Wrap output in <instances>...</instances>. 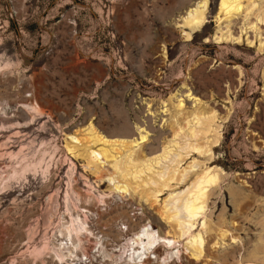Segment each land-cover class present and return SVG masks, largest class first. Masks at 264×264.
<instances>
[{"label": "rangeland", "instance_id": "obj_1", "mask_svg": "<svg viewBox=\"0 0 264 264\" xmlns=\"http://www.w3.org/2000/svg\"><path fill=\"white\" fill-rule=\"evenodd\" d=\"M194 1L0 0V264H122L125 238L147 220L163 239L149 264H264V0L244 1L227 20L209 0L207 22L185 40L179 20ZM208 117L211 132L197 141L211 150L185 153L187 133ZM89 122L109 138H131L142 125L148 140L116 161L98 157L100 179L65 150ZM142 153V174L127 176L123 195L110 192ZM179 156V170L198 163L186 179L156 202L141 195L134 184ZM207 166L218 168L220 184L196 226H210L201 233L213 258L190 260L184 239L181 260L164 259L172 230L163 201ZM84 213L80 258L59 260L55 245Z\"/></svg>", "mask_w": 264, "mask_h": 264}, {"label": "bare ground", "instance_id": "obj_2", "mask_svg": "<svg viewBox=\"0 0 264 264\" xmlns=\"http://www.w3.org/2000/svg\"><path fill=\"white\" fill-rule=\"evenodd\" d=\"M244 1L249 2L250 0H219L217 16L223 15L226 20L231 19L234 15H238L243 11ZM208 3L209 0H195L189 7L186 8L183 15L180 17L181 19L179 20V26L181 27V35L183 36V38H185V40H190L192 32L200 30L207 22L206 11L208 8ZM192 94L193 93H190V91L188 90L186 96L190 97L192 96ZM192 99L194 102L199 101V99L196 98L195 95ZM183 101L184 99L176 100V106L180 110L183 107L185 108ZM36 108H38V106H36ZM207 119V121H204L203 119L204 123L200 125V129H198L197 131L191 130V132L187 133L188 142L185 143L184 147H180L181 150H185V153H188L190 151L205 153L211 150L210 147L206 145V142L203 143L197 141L200 137L206 139L207 133L211 132L212 119H209V117ZM84 131L85 134L81 137L71 136V139L74 140L75 143H66L65 150H67L68 153L72 154L73 157L83 158L86 161L84 167L86 169H90L93 167L94 172L98 174L100 173L101 166L98 163V157H100L104 162L116 161L118 155L121 156L124 150L129 151L132 147L145 143L148 140L149 136L148 130L142 125H135L136 136H133L131 138H125V136H122L123 138H109L99 132L91 122H89L87 126H85ZM173 131L174 130H172V132ZM173 135H175L174 132ZM192 139L195 141L192 142ZM218 139L219 136H216L210 141L214 144H217ZM164 151L165 150H163L162 153L158 156L163 157ZM158 156H156V158ZM137 158H139L137 160V163L135 162V164L133 163L134 165H130L131 168L134 167L135 170L130 171L131 168L125 165L120 174V180H123L122 183L120 185H115L113 189H109L110 192L113 190H117L121 191L119 193L123 195L127 191V187L131 185V181L128 180L127 176L134 175L133 177L136 178L137 174H140L142 172V169L140 167L138 169L137 167L144 166L143 159L146 158V154L142 153ZM181 161L182 157L179 156V158L175 160V164L173 165V167H164V170L157 172V178L152 179V176L150 178H147L145 181L141 180L140 183L134 184L136 186L135 188L141 186V191H139L140 194L144 195L147 200H150L152 203L156 202L158 194L165 187H170L169 183L171 181H184L189 174V170L187 169H191V167L198 165L197 162H193V164L189 165L187 168L179 170ZM72 163L73 162H71V164ZM113 167L114 169L117 168L116 165ZM217 171L218 168L207 166L201 172L196 174L194 173L193 180L190 181L187 186L185 185L183 187L184 189H180L182 188V186H179L178 188H176L177 190L174 189L170 191L168 193V196L164 199L160 215L164 218V220L167 221V223H169V226L173 231H165L167 237L166 242L171 245L166 249L164 259H167L169 256L171 257L175 255L179 260H181L183 253L182 249H184V251L187 250L186 246L184 248H180V244L184 239H188L186 245L191 248L190 252H188L189 255L192 256L190 260H192V258L196 260L200 257L206 258L208 256H211V253L207 246L208 244L205 243L203 235L201 233L202 230L203 232L207 231L208 227L210 230V226H207L206 221L203 220L201 221L202 223L199 230H197L198 226L196 225H198L199 221L203 218L201 216L205 213L204 209L209 197V190L212 187H217L220 184V179L218 178ZM91 172L94 173L93 171ZM114 172L115 171L113 170L110 175L112 176ZM101 174L102 173H100L99 175L100 179L103 177ZM150 184L154 185L153 189H150V187L145 188V185ZM3 188V186L0 187V194L3 193ZM84 212L87 213L89 211ZM86 213H84L83 216L78 214L70 217V223H68V225L66 226V233L64 234L63 239L60 240L54 247L55 255L59 258V260H64L65 257L71 255L80 258L76 253L77 247H79L81 243L79 236L80 234H82V232L90 231L86 223L88 215V213L87 215ZM96 219L98 222L99 217H97ZM126 229H128V227ZM218 232V235L220 237L224 238V236L226 235L225 230H220ZM231 238L233 239L232 236ZM98 242L100 243V247L104 246L100 238ZM206 242L209 243V241ZM160 244L163 245V239L160 235V232L156 230L147 220V222H143L142 224H140L138 229L131 233V236H129L127 239L125 238V242L123 245V252L125 251V256L121 262L122 264H149L152 259L157 258L155 254L157 249L161 247ZM212 244L215 245L217 243L212 242ZM122 253L119 255L117 253V257L121 258ZM211 258L213 257L211 256ZM225 260L226 259H224V261ZM157 261H159V259H157Z\"/></svg>", "mask_w": 264, "mask_h": 264}]
</instances>
